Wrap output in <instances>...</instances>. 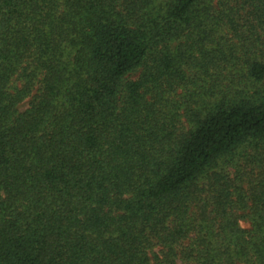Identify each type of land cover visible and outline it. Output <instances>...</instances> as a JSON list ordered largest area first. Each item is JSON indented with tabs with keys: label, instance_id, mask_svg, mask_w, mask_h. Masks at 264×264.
I'll return each instance as SVG.
<instances>
[{
	"label": "trees",
	"instance_id": "obj_1",
	"mask_svg": "<svg viewBox=\"0 0 264 264\" xmlns=\"http://www.w3.org/2000/svg\"><path fill=\"white\" fill-rule=\"evenodd\" d=\"M0 264H264V0H0Z\"/></svg>",
	"mask_w": 264,
	"mask_h": 264
},
{
	"label": "rangeland",
	"instance_id": "obj_2",
	"mask_svg": "<svg viewBox=\"0 0 264 264\" xmlns=\"http://www.w3.org/2000/svg\"><path fill=\"white\" fill-rule=\"evenodd\" d=\"M134 77H136V74L131 75V78H134Z\"/></svg>",
	"mask_w": 264,
	"mask_h": 264
}]
</instances>
